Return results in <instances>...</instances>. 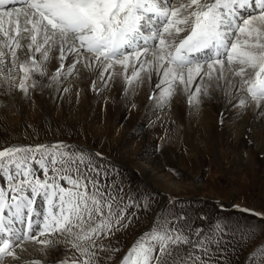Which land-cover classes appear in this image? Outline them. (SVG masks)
<instances>
[{"label":"snow or ice","instance_id":"1","mask_svg":"<svg viewBox=\"0 0 264 264\" xmlns=\"http://www.w3.org/2000/svg\"><path fill=\"white\" fill-rule=\"evenodd\" d=\"M84 82L97 94L147 88L162 111L179 96L193 115L220 99L264 116V0H0V97L79 96ZM102 156L64 142L0 144V264H43L22 258L25 242L51 250L54 264H113L116 235L140 205ZM228 229L196 228L168 209L119 264H230ZM232 231L255 235L250 225ZM248 264H264V245Z\"/></svg>","mask_w":264,"mask_h":264},{"label":"bare ground","instance_id":"2","mask_svg":"<svg viewBox=\"0 0 264 264\" xmlns=\"http://www.w3.org/2000/svg\"><path fill=\"white\" fill-rule=\"evenodd\" d=\"M79 88L82 89L79 96L73 89L62 98L56 93L49 95L48 91L35 95L32 101L22 99L19 93L15 100L0 97V135H7L27 116L29 120H37L44 113L49 115L52 111L65 112L74 118H89L93 121L96 138L107 134L110 143H122L121 160L133 163L147 180L156 183L168 194L179 189L168 186V182L175 187L178 185L173 175L166 172V167L175 163L186 171L190 169L188 153L183 151L177 155L175 149L172 152L171 144L176 149L189 144L192 154L189 158H197L203 152L211 155L212 166H221L225 159L222 154L226 152L238 159L236 166L246 170L257 168L264 172V116L257 111L249 109L240 114L234 108L225 110L222 100L213 99L205 101L198 114L193 115L179 96L170 110L162 111L147 100V88L130 96L122 95L119 83L102 94L88 91L87 82L80 83ZM133 103L136 105L134 108L131 106ZM4 105L8 108L5 109ZM116 116H119L118 122H115ZM145 128L147 135L140 132ZM160 137L165 138L167 150L158 154L155 144ZM245 155L247 158H244ZM133 157L144 161L147 166L134 163ZM37 202L40 203L39 198ZM24 247L27 251L21 253L23 259L39 258L43 264H54L56 257L51 253L41 255L36 250L39 245L25 242Z\"/></svg>","mask_w":264,"mask_h":264},{"label":"rangeland","instance_id":"3","mask_svg":"<svg viewBox=\"0 0 264 264\" xmlns=\"http://www.w3.org/2000/svg\"><path fill=\"white\" fill-rule=\"evenodd\" d=\"M3 107L8 108L5 105ZM118 117L114 118L115 122L119 120ZM21 122L8 131L7 135H0V144L64 142L92 153H102L103 156L99 162L119 174L116 178L123 184L124 191L130 193L132 199L139 203L140 206L135 209L136 217L139 218L133 217L134 223L127 230L116 235L121 252L117 254L113 264H119L123 254L137 237L150 229L156 217L172 208L176 212L186 213L192 226L196 228L208 229L217 222L227 224L229 229L224 236L222 247L226 248L230 264H248L251 254L264 245V219L231 207L238 205L253 212L264 213V172L256 170L257 168L246 170L236 166L238 159L234 155L223 152L224 163L221 166L220 164L212 166L211 155H205L203 152L197 158H189L192 155L189 144H183L177 149L171 144L172 152L175 149L177 155L183 151L188 153L187 163L190 169L186 171L174 165L175 163L166 167V172L173 175L174 182L178 185L175 187L168 182V186L179 189L178 192L173 191V194H168L156 183L147 180L140 170L132 165L133 163L121 160L122 143H110L107 134L96 138L93 121L89 118H74L65 112L52 111L49 115L44 113L37 120H29L27 116ZM140 132L143 135L148 134L146 128ZM164 139V137L157 139L155 147L158 154L166 153L167 145ZM244 158H247V155ZM133 159H135L134 163L147 166L144 161L134 157ZM145 201L149 204L147 209L143 207ZM248 225L255 231V235L250 238L245 237L241 240L239 231L235 233L232 231L237 228L242 230ZM48 253L56 257L51 250Z\"/></svg>","mask_w":264,"mask_h":264}]
</instances>
